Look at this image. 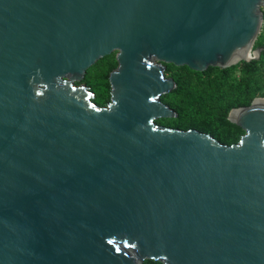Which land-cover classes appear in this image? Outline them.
I'll list each match as a JSON object with an SVG mask.
<instances>
[{
	"label": "water",
	"instance_id": "1",
	"mask_svg": "<svg viewBox=\"0 0 264 264\" xmlns=\"http://www.w3.org/2000/svg\"><path fill=\"white\" fill-rule=\"evenodd\" d=\"M264 0H0V264H264V97L222 143L159 124L167 64L260 57ZM116 54L110 101L83 81Z\"/></svg>",
	"mask_w": 264,
	"mask_h": 264
},
{
	"label": "trees",
	"instance_id": "2",
	"mask_svg": "<svg viewBox=\"0 0 264 264\" xmlns=\"http://www.w3.org/2000/svg\"><path fill=\"white\" fill-rule=\"evenodd\" d=\"M258 48H262L259 58L225 69L209 67L198 72L188 66L167 64V70H173L170 77L176 80L177 88L161 99L178 112V117L157 122L181 129L196 128L226 144L238 142L245 131L229 120L231 110L250 105L256 97H264V35L254 45V49ZM117 66L116 54L108 55L86 73V85L95 92V101L100 105L110 101V95L106 96L107 85L111 71ZM144 264L164 263L145 260Z\"/></svg>",
	"mask_w": 264,
	"mask_h": 264
},
{
	"label": "rangeland",
	"instance_id": "3",
	"mask_svg": "<svg viewBox=\"0 0 264 264\" xmlns=\"http://www.w3.org/2000/svg\"><path fill=\"white\" fill-rule=\"evenodd\" d=\"M260 35H264V21H263V23H262V27H261V31H260V34H259V36ZM258 36V37H259ZM258 39V38H257ZM113 54H115V52L114 53H112L111 55H113ZM172 71L173 70H166V76L167 77H170V75H171V73H172ZM77 84H86V82H85V78L83 79V81H81V82H77ZM110 95V85H107V93H106V96H109ZM106 105V104H105ZM104 105V106H105ZM160 119H163V118H160Z\"/></svg>",
	"mask_w": 264,
	"mask_h": 264
}]
</instances>
